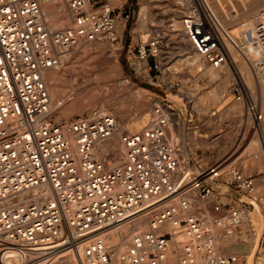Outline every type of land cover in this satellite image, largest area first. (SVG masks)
Here are the masks:
<instances>
[{
  "label": "built area",
  "instance_id": "2783aa9c",
  "mask_svg": "<svg viewBox=\"0 0 264 264\" xmlns=\"http://www.w3.org/2000/svg\"><path fill=\"white\" fill-rule=\"evenodd\" d=\"M110 1L66 0L72 23L51 29L43 0H0V264H167L181 230L187 240L179 242L177 264H244V253L217 251L208 212L186 198L193 191L209 199L226 234L238 231L244 210L226 208L212 184L221 165L192 176L169 139L171 116L163 109L170 105L156 107L149 126L135 132L109 113L64 122L50 114L46 71L82 42L119 40ZM255 23L249 42L264 66V9ZM184 26L188 46L208 65H231V91L243 101L245 81L227 48L232 35L210 5L194 0ZM158 45L156 37L140 43L146 69L161 68L156 57L149 61ZM117 135L125 149L120 163L113 162L117 150L96 151ZM228 184L250 191L254 179L234 168ZM144 218L149 229L135 230L125 248L108 241L113 230Z\"/></svg>",
  "mask_w": 264,
  "mask_h": 264
},
{
  "label": "rangeland",
  "instance_id": "374dc122",
  "mask_svg": "<svg viewBox=\"0 0 264 264\" xmlns=\"http://www.w3.org/2000/svg\"><path fill=\"white\" fill-rule=\"evenodd\" d=\"M193 1H110L111 7L118 8L115 12L118 21H124L123 27H117L119 35L125 30L124 41L121 44L118 40L114 45L106 39L85 41L67 53L69 57L62 60L61 66L55 67L60 100L72 103L81 98L83 105L78 111L66 115L67 104H64L52 117L56 122H64L95 112L109 113L117 118L121 126L135 132L149 126L156 107L163 103L170 105L173 110L164 107L163 114H171L169 138L179 147L183 164L192 176L203 170L200 165H221L220 175L212 183L215 192L226 208L239 205L246 219L238 231L226 237L224 224L219 221L222 214L211 209V202H200L189 194L186 198L208 212L207 225L220 227L216 229V236L219 234L251 247V252H229L244 253V264H264V168L257 147V143L264 145V80L251 69L250 83L244 78V100L237 101L231 91L236 79L229 70L218 73L212 79V68L188 46L182 24L185 13L182 12L184 6L179 3L184 2L185 7H190ZM218 1L225 7L229 6V2L208 0L227 27L234 29L245 19L256 17L254 12L246 13V9L239 7L237 14L229 11L230 6L223 13ZM247 1L251 8L264 9V0ZM43 7L51 26L60 28L72 23L65 0H47ZM62 13L69 15V20L63 18ZM152 37L159 39L158 56H150L149 61L153 63L155 57L159 59L160 69H146L145 63L137 58L140 43ZM182 38L184 40H180ZM238 62L240 64V60ZM249 112L254 117L248 116ZM257 113L263 115L262 119L257 118ZM234 168L253 177V191L228 184L229 172ZM248 214L251 216L248 217ZM145 221L148 228V218ZM184 240L187 238L181 230L172 242L167 264H177V248Z\"/></svg>",
  "mask_w": 264,
  "mask_h": 264
},
{
  "label": "bare ground",
  "instance_id": "6f19581e",
  "mask_svg": "<svg viewBox=\"0 0 264 264\" xmlns=\"http://www.w3.org/2000/svg\"><path fill=\"white\" fill-rule=\"evenodd\" d=\"M45 1L47 0H43V2L45 3ZM209 5L210 7L212 8L211 4L208 2V0H205ZM226 1V0H225ZM229 2V6H230V10L231 13L233 14H237L238 13V7L241 8L242 10H247L246 13H253L254 12V15L253 16H256L252 19H245L247 22H248V26L247 27H242L241 26V23L239 25H237L236 28L233 29V27H227V25L224 24V22L219 18L218 14H216V11H214V7L212 8V10L214 11V13L216 14L217 18L220 20V22L223 24L224 27H226V29L229 31L230 35H232V38H228L227 39V48L229 50V54H230V57H231V60L234 62V64L237 66L238 70H239V73L241 74V76L243 77V79L245 78V80L247 82L250 81V78H249V71H251V69H253L254 73L257 75L258 78H260L261 80H264V66L263 64H260L261 60L260 58L258 57V53L256 52V50L254 49L253 47V44L252 42H249L250 40V36L251 34L253 33V30L255 29V25H256V19L257 17L259 16L261 10L263 9H254V8H251V5L248 4V1L247 0H227V3ZM256 2V1H255ZM254 2V3H255ZM65 4H66V0H65ZM180 6L183 5L184 6V9L182 10L183 13L187 14L189 13V7H185V3L182 2V3H179ZM257 5V3L255 4ZM218 6H219V9L220 11H222L223 13H225V9H224V6L222 5L221 1H218ZM228 8L229 6L226 5ZM226 7V8H227ZM58 8V7H57ZM56 8V9H57ZM60 8V7H59ZM63 8V7H62ZM227 8V10H228ZM55 11V10H54ZM57 11V10H56ZM228 12V11H227ZM54 13V12H53ZM229 13V12H228ZM229 13V14H231ZM50 14V13H49ZM70 14V13H69ZM71 15V14H70ZM222 15V14H221ZM225 15V14H223ZM60 16V15H59ZM62 16L63 18L69 20V15L67 14H64L62 13ZM184 16H182V24H183V27H184V32H185V26H184ZM231 17V16H229ZM53 18V16H52ZM223 18V16H222ZM226 19V18H225ZM243 20V19H242ZM55 21V20H54ZM48 24L50 26L51 29H56L55 27L51 26V24L49 23L48 21ZM55 24V23H54ZM181 24V23H180ZM124 26V21L122 19H119L118 23H117V27H123ZM118 29V28H117ZM179 34V33H178ZM186 34V32H185ZM184 35V34H183ZM177 36V35H176ZM180 40H184L183 38L180 39ZM183 42V41H181ZM81 45V44H80ZM178 46V45H177ZM181 47V46H180ZM180 49V48H179ZM182 51V50H181ZM194 51V50H193ZM74 52V51H73ZM195 52V51H194ZM190 53V52H189ZM196 53V52H195ZM198 56H200L198 53H196ZM69 54H66L63 59H66L68 58ZM197 55H194L195 57H197ZM189 57H191V55H189ZM202 59L203 57L200 56ZM71 58V57H70ZM193 58V57H192ZM240 58V59H238ZM196 60V59H195ZM204 60V59H203ZM238 60H240V64L238 62ZM198 62V61H197ZM205 62V61H204ZM206 63V62H205ZM207 64V63H206ZM197 65V64H196ZM210 66V65H209ZM211 67V66H210ZM212 68V71L210 72L211 76H212V79H214L218 73H221L222 71H226V70H229L231 72L232 75L233 74V68H231V65L230 64H227L225 65L223 68L221 69H216V68ZM55 67L54 68H50L46 71L45 73V79L47 81V84H48V87H49V91H50V94H51V98H52V107H51V113L50 114H53L55 111L59 110V109H62V105H66L67 106V110H66V115H71L72 113L78 111V108L80 106L83 105L82 103V99L79 98L76 102H72V103H68L67 101L62 102L60 100V94H59V83L57 84L55 82V79L56 77L58 76L57 75V71ZM59 73V72H58ZM224 74V73H223ZM228 74V73H226ZM225 74V75H226ZM230 74V73H229ZM223 75V76H225ZM210 76V78H211ZM224 79V78H223ZM222 80V79H221ZM260 80V81H261ZM223 82V80L221 81ZM262 82V81H261ZM224 83V82H223ZM250 83V82H249ZM225 85V84H224ZM68 86V85H67ZM62 87V86H61ZM64 89V87H62ZM67 88V87H66ZM78 90V89H77ZM62 91V90H61ZM263 92V91H262ZM215 93V92H214ZM253 95H254V91L252 92ZM92 95H94L93 93H91ZM216 94V93H215ZM183 95V94H182ZM218 95V94H217ZM78 96V95H77ZM76 96V97H77ZM80 96V95H79ZM78 96V97H79ZM217 97V96H215ZM218 98V97H217ZM215 99V98H214ZM70 100V99H69ZM217 100V99H216ZM82 103V104H81ZM163 105V104H162ZM199 109V107H198ZM65 112V110H64ZM177 113V112H176ZM65 114V113H64ZM171 115V114H170ZM175 115V114H174ZM246 115V114H245ZM248 116H252L254 117L253 114H251L249 112V115ZM263 117V115H262ZM244 119V118H243ZM250 119V118H248ZM136 121V120H135ZM146 123V122H145ZM144 124V123H143ZM128 125V124H127ZM139 125V124H138ZM137 125V126H138ZM135 126V125H134ZM136 126V127H137ZM128 127V126H127ZM130 127V125H129ZM140 127V126H139ZM264 135V134H263ZM257 147H259V150L261 152V156H262V159H263V167L264 168V145L262 143V145H260L259 143H257ZM103 150V151H99V150ZM112 150H117V155H116V158L113 160V162L115 163H120L121 161H123V152H124V145L121 143L120 141V138L119 136L117 135L114 139L110 140V141H107L105 142L104 144H99L96 146V151L97 152H102V154H105L106 151H112ZM259 152V153H260ZM261 161V160H260ZM259 164V163H258ZM220 175V173H219ZM258 185H261V183ZM254 187H255V182H254ZM264 187V186H263ZM254 190V188H253ZM253 190H250V191H253ZM47 188L43 189L42 191H40V194H45L47 193ZM259 192V191H258ZM194 196L198 201L200 202H209V199L207 200H201L199 199L196 194L191 191L189 192V196ZM194 198V199H195ZM258 212V211H257ZM259 214V212H258ZM260 215V214H259ZM246 215L243 214V220L244 218L246 219L245 217ZM248 217H250L251 215L248 214L247 215ZM261 217V215H260ZM147 218H144L142 220H138L136 222H133L131 224H126V225H123L122 227L118 228V229H115L113 230L112 232H110L109 234V238H108V241L112 244V245H116V244H119L121 245L122 248H125L129 239H130V236L132 235V233L135 231V230H143L145 228H147V221H145ZM262 219V217H261ZM210 220V218H209ZM130 225H132L134 227V231L133 230V227H130ZM217 228H220L219 226H213L212 230H213V235L215 237V241H216V249L219 253H222V254H228V253H231L229 251H238V252H241V251H245V252H251V247L250 246H247L245 244H239V243H235L233 239H227V238H224L223 236L221 235H217L216 236V229ZM149 229V223H148V228ZM146 229V230H147ZM121 230V231H120ZM218 232V231H217ZM184 234H185V231H184ZM225 234V233H223ZM186 236V235H185ZM226 237H231V235H227L225 234ZM187 238V236H186ZM173 242V241H172ZM172 242L170 244V250H169V253L171 251V247H172ZM169 256V254H168ZM174 257V256H173ZM172 259V257H171ZM23 261V258H19V259H15V260H12V261H5L6 264H20L21 262Z\"/></svg>",
  "mask_w": 264,
  "mask_h": 264
},
{
  "label": "crops",
  "instance_id": "0c3cea01",
  "mask_svg": "<svg viewBox=\"0 0 264 264\" xmlns=\"http://www.w3.org/2000/svg\"><path fill=\"white\" fill-rule=\"evenodd\" d=\"M124 37H125V30L123 29L122 30V32H121V35L119 36V42H121V44H122V42L124 41ZM122 48V47H121ZM176 114V113H175ZM170 139V138H169ZM171 140V139H170ZM173 143H174V141H172ZM200 167H201V169H204V168H206V167H208V165H206L205 167H203L202 165H200ZM199 207H201L202 208V206H199Z\"/></svg>",
  "mask_w": 264,
  "mask_h": 264
}]
</instances>
